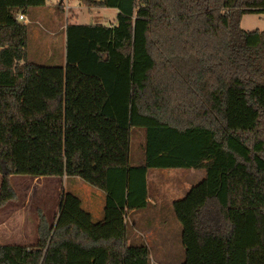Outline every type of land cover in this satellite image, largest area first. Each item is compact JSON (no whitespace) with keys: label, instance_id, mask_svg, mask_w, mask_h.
<instances>
[{"label":"trees","instance_id":"obj_1","mask_svg":"<svg viewBox=\"0 0 264 264\" xmlns=\"http://www.w3.org/2000/svg\"><path fill=\"white\" fill-rule=\"evenodd\" d=\"M46 3L0 0V209L11 176L66 175L104 191V211L63 192L35 243L0 242V264H153L127 230L153 168L205 170L173 202L181 264H264V30L241 26L264 0H85L116 21L69 24L66 64H40L19 14Z\"/></svg>","mask_w":264,"mask_h":264},{"label":"rangeland","instance_id":"obj_2","mask_svg":"<svg viewBox=\"0 0 264 264\" xmlns=\"http://www.w3.org/2000/svg\"><path fill=\"white\" fill-rule=\"evenodd\" d=\"M75 1L77 2L75 7L69 9L66 3L62 5L61 0H48L46 7H31L28 9V13L29 15L40 14L39 10H42V8H45L43 9L45 11H41V13L55 10L66 22L71 10V13L77 15L84 14L85 17L80 19L81 23H96L95 15L98 11L93 9L90 12L85 0H72L71 4L75 3ZM104 12L105 20H101L102 23L109 25L110 21H116L115 14L117 9L109 8L104 10ZM71 20L69 18V21ZM43 21L39 25L41 30L43 27H46V19ZM33 25L35 24L32 23L30 25L31 28ZM241 26L246 30H264V14H245L242 18ZM32 44L33 36L28 42L29 49H32ZM34 61L40 63V61ZM143 143L144 131L138 128L133 134L132 141V157L134 162H139L143 159ZM147 177L152 201L147 209L135 210L133 213L129 211L130 213L127 218L128 237H132L133 233L136 235V240L132 242L133 244L148 243L149 241L155 243L157 241V243L163 245L164 250L155 251L152 254L153 264H181L185 259V249L182 241L183 228L175 214L173 202L183 197L192 185L200 182L205 177V170L194 168H153L149 170ZM1 178L2 175L0 174V185ZM10 180L17 193V199L10 201L8 206L12 204L13 206L20 207L22 221L24 220V223H26L20 228L17 226V220L14 218L10 219V225L7 227V232H9L7 239L12 237L11 241H21L29 236H33V224L35 221H40L39 212L41 211L45 213L51 222H54L60 208V197L65 191H72L78 194L82 199L83 207L93 213L94 220L100 219L99 215H101V211L103 210L105 193L80 177H67L65 175L62 177L54 176L53 178H36L32 175H13L10 177ZM98 208L100 211L99 215ZM152 219H155L154 226L151 227L155 232L153 236L143 232L146 228L144 223H150ZM134 220L137 223L140 222L139 225H135L133 223ZM25 225L29 226L30 230L29 227L25 228Z\"/></svg>","mask_w":264,"mask_h":264},{"label":"crops","instance_id":"obj_3","mask_svg":"<svg viewBox=\"0 0 264 264\" xmlns=\"http://www.w3.org/2000/svg\"><path fill=\"white\" fill-rule=\"evenodd\" d=\"M61 1H62V5L66 3V5L69 9L75 7V5L77 4L76 1H75V3L71 4L72 0L71 1L66 0L65 2H64V0H61ZM47 3H48V0H47ZM47 3L43 7H46L48 5ZM88 8L90 9V12L93 9L97 10L98 12L95 15V19L97 20L96 23H87V24H103V25H106V24L102 23L101 20H105L104 10H107L109 8L102 7V6H92V7L88 6ZM43 9H45V8H42V10H39L40 14L35 13V12H34L35 14H32V10L30 11L32 15H29V13H28L29 10H27V12L24 13L25 17H26V21H23V22L29 26V41H30V38L33 36L32 49H29V45L27 47L28 59H29V61H34V60L40 61V64H66L67 27L69 24H82L80 19L84 18L85 16H84V14L83 15L82 14L77 15V14L71 13L70 12L71 10L69 11V9H68L70 16L67 18L66 22H64V20L60 17V15L55 10H52L51 12L48 11L47 13H45V12L41 13V11H45ZM117 12L115 14L116 17H117ZM69 18H71L72 20L69 21ZM45 19H46V27H43V29L41 30L39 25L42 22H44L43 20H45ZM110 22L111 23L109 25L113 24L115 22V20L110 21ZM32 23L35 25H33L31 28L30 25ZM42 62H45V63H42ZM26 177H29V176H26ZM33 177H35V176H33ZM40 177H43V176H40ZM40 177H36V178H40ZM48 177L53 178L54 176H48ZM147 181H148V177H147ZM148 192H149V198L148 199H149V206H150L152 199L150 196L149 185H148ZM8 203L0 209V242L1 243H8V244L35 243L38 240L37 228H38L39 221L38 222L35 221L33 224V227H34L33 236H29L28 238L21 240V241H11L12 237L7 239V236L9 235V232H7L8 231L7 227L10 225V219L11 218H14L15 220H17V226L20 228H21V226L26 224V223H24V220L22 221V218H21L22 217L20 214L21 208L13 206L12 204H10L12 207L8 206L9 205ZM104 204H105V202H104ZM98 211H99V208H98ZM103 211H104V205H103V210L101 211V215H99L100 211L98 212V215L100 216V218H102V216H103ZM130 212L133 213L134 211H130ZM130 212L127 213V218H128V215ZM92 215H93V213H92ZM152 217H155V216H152ZM133 223L135 225H139L140 222L137 223L134 220ZM153 223H155V219H152L150 221V223L145 222L144 224L146 225V228L143 232L148 233L149 235L153 236V234L155 233L154 229L152 230V228H151L154 226ZM144 224H143V227H144ZM26 227H29V226L25 225V228ZM29 230H30V227H29ZM5 239H7V240H5ZM30 239H31V241H30ZM12 240H14V239H12ZM128 240H129V243H132L133 241L136 240V235L133 233L132 237H129ZM147 244L149 245L150 250H151V258H152V254L155 253V251H162L165 249L163 247V245L157 243V241L155 243H153L152 241H149Z\"/></svg>","mask_w":264,"mask_h":264},{"label":"built area","instance_id":"obj_4","mask_svg":"<svg viewBox=\"0 0 264 264\" xmlns=\"http://www.w3.org/2000/svg\"><path fill=\"white\" fill-rule=\"evenodd\" d=\"M19 19L22 21L26 20L25 14H23V13L19 14Z\"/></svg>","mask_w":264,"mask_h":264}]
</instances>
